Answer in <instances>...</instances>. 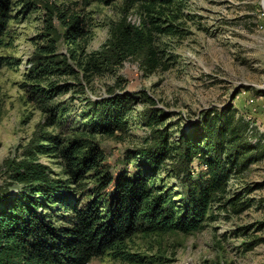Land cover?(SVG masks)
<instances>
[{
    "label": "rangeland",
    "instance_id": "374dc122",
    "mask_svg": "<svg viewBox=\"0 0 264 264\" xmlns=\"http://www.w3.org/2000/svg\"><path fill=\"white\" fill-rule=\"evenodd\" d=\"M55 5L90 13L94 26L86 43L88 52L100 50L113 27L123 19L144 25L142 9L127 7L123 0H12L13 18L0 46V55L11 62L0 69V190L9 188L15 193L24 188L12 180L7 163L12 158L21 159L31 144L35 148L47 144L49 141L43 139L47 132L68 139L77 130L90 129L81 115L90 106L86 99L109 97L113 95L109 88L132 96L124 130L114 136L95 132L115 173L135 171L139 158H129L128 151L152 143V129L142 121L148 109L160 112L156 127L166 130L168 142L179 144L181 135L192 131L204 111L229 108L246 122L244 134L253 156L246 166L231 170L225 193L211 202L203 226L187 233L139 230L120 244L136 259L115 256L113 249L88 264H264L262 0H178L174 6L178 17H172L169 11L156 21L163 27L172 23L175 31H152L160 60L156 67L150 69L145 56H134L118 65L111 64L110 69L89 81L80 73L82 91L71 89L59 96L72 103L74 111L61 126L50 127L41 110L27 101L23 82L33 68L37 44L44 43L50 32L49 25L58 52L69 53L62 36L64 27L51 11ZM65 80L79 81L61 78L62 83ZM175 157L172 147L171 156L155 170L152 179L159 192H168L177 206L184 202L179 178L184 174L176 173ZM35 160L49 166L52 177L64 175L63 159L58 153L37 154ZM205 165L194 156L188 163V174L196 177L205 173ZM230 198L247 200L248 205L235 210Z\"/></svg>",
    "mask_w": 264,
    "mask_h": 264
},
{
    "label": "trees",
    "instance_id": "16d2710c",
    "mask_svg": "<svg viewBox=\"0 0 264 264\" xmlns=\"http://www.w3.org/2000/svg\"><path fill=\"white\" fill-rule=\"evenodd\" d=\"M123 1L127 7L142 9L144 25L121 20L107 43L92 52L86 51L94 26L90 13L64 5L51 8L64 27L62 36L69 53L58 52L49 25L50 32L44 43L37 44L33 68L23 82L27 101L41 110L46 126H61L74 111L72 103L59 96L71 89L82 91L80 73L89 81L111 64L134 56H145L150 69L160 62L152 31H175L172 23L163 27L156 21L169 11L178 17V8H174L178 0ZM12 12V0H0V46ZM8 63L9 59L0 55V69ZM65 76L79 81L62 83ZM109 90L113 94L109 97L86 99L90 106L81 115L90 129L77 130L68 139L47 132L43 138L47 144L36 146L37 150L31 144L21 159H9L10 177L24 188L15 193L9 188L0 190V264H88L113 249L115 256L136 259L120 247L126 238L139 230L187 233L201 228L211 202L225 193L232 169L246 166L253 156L244 134L247 124L229 108L204 111L192 131L181 135L179 144L168 142L166 130L156 127L160 112L148 109L142 121L152 129V143L128 151L129 158H139L135 171L115 173L95 132L114 136L124 130L132 96ZM172 147L178 162L175 171L185 176L179 177L184 202L177 206L168 192H159L152 179L155 170L171 156ZM51 152L63 159L61 177H52L49 166L35 160L37 154ZM194 156L207 167L196 177L188 174V163ZM230 200L235 210L248 205L247 200Z\"/></svg>",
    "mask_w": 264,
    "mask_h": 264
},
{
    "label": "water",
    "instance_id": "95a60500",
    "mask_svg": "<svg viewBox=\"0 0 264 264\" xmlns=\"http://www.w3.org/2000/svg\"><path fill=\"white\" fill-rule=\"evenodd\" d=\"M264 4V0H262V5Z\"/></svg>",
    "mask_w": 264,
    "mask_h": 264
}]
</instances>
